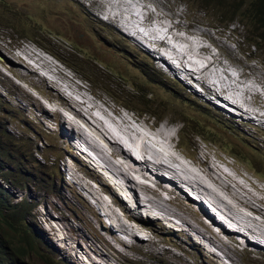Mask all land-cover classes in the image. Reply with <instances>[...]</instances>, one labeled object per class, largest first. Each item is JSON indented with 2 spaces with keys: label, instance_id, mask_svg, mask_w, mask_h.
Returning a JSON list of instances; mask_svg holds the SVG:
<instances>
[{
  "label": "rangeland",
  "instance_id": "1",
  "mask_svg": "<svg viewBox=\"0 0 264 264\" xmlns=\"http://www.w3.org/2000/svg\"><path fill=\"white\" fill-rule=\"evenodd\" d=\"M140 3L139 7L138 4V6L134 2L130 4L127 0L120 2L117 0H0V48L8 53L9 50L15 49L14 45L19 46L21 39L31 41L45 53L50 50L54 54L51 56L57 65L83 84V86H78L80 88L77 91L63 85L61 86L64 90L61 86L58 87L54 81L57 79L54 75L57 76L58 72H54L53 67H51V71L47 70L48 60L55 62L44 56L31 44H28L23 50L19 48L17 51H10L13 59H18L22 55L26 61L34 63L44 73H47L48 77L46 78L54 82L47 84L44 82L45 79H38L43 85L41 89L47 95V101L43 95L28 84V81L18 79L13 72L11 74L6 72L8 77L5 81H0V93L8 96L11 103L17 108L8 110L0 106V120L5 123L4 126H0V131L9 129L14 133L22 134L21 140L12 147L14 152L27 142L26 137L30 135L29 130L35 133V140H40L41 145L48 146L44 152L51 158L50 162L54 161V164H48V171L52 177L51 183L55 185L54 191H56L58 177L55 172L56 169L60 171L61 164L56 161L58 153L52 143L59 138V132L56 130L54 121L50 127L44 128L48 137H44L37 126L30 128L21 125L24 115L38 120L37 117L40 114L37 109H32L30 104L33 103L29 100L28 95L34 99L39 108L50 116L46 118V122L49 119L59 122V114L70 115V110H67L68 106L75 107L79 111L82 110L84 120L78 119V123L85 126V134H89L86 124L97 128V123L92 122L95 121L94 119H99L103 124L100 127L101 131L104 130L103 128L109 127L132 130L136 127L131 125L130 119H132L135 122H140L139 126L144 129H146L144 125H152L156 126V130L164 128L165 132L170 133L171 129L163 125L166 122L172 128L173 143L177 141L174 137V134L177 133L179 142L176 148H180L178 149L180 154H192L195 158H206L204 162L199 163V172H202L204 164L208 161H211L212 166H218L209 158L210 156L233 163L237 175L233 174L234 176H232L225 169L221 171L228 172L240 182L249 178L248 181L254 188L247 191L255 194L261 201L264 200V190L258 189V187L264 189L263 44L259 42L260 49L251 46L247 37L251 27L250 29L247 26L244 27L243 24L237 22V19L229 22L230 13L221 10V8L215 9L209 6V9L203 8L201 3L206 2L202 0H141ZM107 13H112L114 18H109ZM105 17L110 20H106ZM120 30H124L126 34ZM131 33L137 37V41H132L133 39L129 38L127 34ZM20 36L22 37L20 38ZM144 36L146 38H143ZM145 39L158 40V42L166 41L170 47L164 46V42L156 46V49L160 55L161 52L167 55L168 61L178 69V72L171 73L167 70L166 65L158 60V55L145 51L144 46L151 48L150 44L144 41ZM138 43H143L144 46L138 45ZM139 52L145 53L148 57L145 67L155 69L156 72L151 74L155 75L156 79L148 73L143 74L140 70V67L144 68L142 65L144 62L138 56ZM47 54L50 55V53ZM55 55L60 56L65 63ZM142 58L145 59L143 56ZM20 62L27 65V62L25 63L23 60ZM29 66H25V69L33 68L31 65ZM33 73L36 75L37 69ZM38 74L41 75V73ZM36 77L39 76L36 75ZM57 77L59 80L62 79L59 75ZM69 82L73 86L77 85L71 79ZM81 89L87 93L84 95ZM88 92L106 102L104 104L115 114V117L97 107L93 99L90 102L92 106L89 113L85 111L87 108L83 105L78 106V101L89 100ZM186 93H188L187 96ZM120 105L133 113L121 112L118 109ZM93 110L97 112L98 116L93 115ZM52 114L55 117H52ZM107 115L112 118H108ZM147 117L150 122L152 121L151 123L144 121ZM42 119L45 120L44 117ZM51 129L53 133L49 134ZM62 129V133L66 137H71L66 124L62 125ZM75 130L76 132L83 131L81 128ZM43 139L46 144L42 142ZM63 148L66 149L65 146ZM95 153L102 162V169L106 173H113V170L108 167L111 159L105 146L98 147V151ZM208 155L209 157H206ZM36 156L39 157L38 154ZM75 166L78 165L75 164ZM217 168L219 169V166ZM198 171L194 170V172ZM17 178L19 179V177ZM24 187H26L25 184ZM34 188L31 187L30 190ZM181 190L178 187L175 193L171 194V196H175V199L169 208L172 211H175L173 210L175 208L181 210L179 213L175 212L195 224L190 217L192 216L191 212L184 211L182 206L181 208L178 206V200L183 197V190ZM16 193L18 197V191ZM129 194H132L136 205L135 193L130 191ZM38 195L41 198L40 203L44 206L41 209L50 212V215L43 213L41 216V219L48 220V223L44 221L47 227H52L61 236L74 237L67 221L59 220V211L48 203L45 194L39 193ZM247 197L250 196L247 194ZM189 198L194 200L192 195ZM77 200L78 202L73 200L74 208L79 215H87L90 209L88 207L83 209L79 203L80 199L77 198ZM249 200L251 201V199ZM163 201L161 198L160 202L165 204ZM254 201L256 200L252 199V202ZM56 204L61 205L60 201H56ZM100 206L99 204V211L103 212V206ZM204 206L210 208L205 203ZM63 212L68 219L74 220L73 213L65 209ZM27 218H31V215ZM168 218H170L167 221L169 224L177 221L182 223L178 217L168 216ZM207 221L209 220L207 219ZM150 223L151 220L146 219L144 224ZM181 223L180 225L183 226ZM36 224L40 235L44 236L40 225L37 222ZM83 226L85 227L84 224ZM154 229L158 230L156 236L158 233L162 234L159 229ZM214 230L221 231L217 226H214ZM86 231L88 232V230ZM117 233L122 237L123 234L119 229H117ZM188 233L195 237V241H201L203 247L212 249V251L219 250L217 249L220 248L218 244H213V247L209 241L199 239L195 232L189 231ZM150 234L153 233L150 231L146 238H151ZM99 236L109 246L101 232H99ZM249 236L251 239H256L251 233ZM235 238L238 243L236 248L233 246V249L236 250L234 254L237 255V261L233 259L232 252L228 253L229 258L227 259L224 257L226 255L223 256L220 251L225 261L233 264H264L263 248L254 245L253 242L245 241V236L241 233H237ZM155 240L160 243L161 248L169 249L164 246V240L160 237ZM250 244L260 249L259 251L254 249L245 251L247 256L245 259L239 250L243 245L251 246ZM228 251L230 250L227 249ZM254 251L255 253L250 255ZM203 255L204 257L210 256L212 261L216 260L207 252ZM83 256L86 259L87 256L89 257L87 254H83ZM107 256L112 259L108 253L100 252L102 261L105 262ZM196 258L197 256H191L189 260H196ZM157 259L161 258L155 259L145 255L144 263L159 264ZM217 262L221 264L219 260ZM106 263L108 262L106 261Z\"/></svg>",
  "mask_w": 264,
  "mask_h": 264
},
{
  "label": "bare ground",
  "instance_id": "2",
  "mask_svg": "<svg viewBox=\"0 0 264 264\" xmlns=\"http://www.w3.org/2000/svg\"><path fill=\"white\" fill-rule=\"evenodd\" d=\"M117 1L120 2L122 0H117ZM127 1L130 4H133L134 2L136 3V6L139 5L140 7L141 0H127ZM111 14L107 13V16L113 19L114 16L112 17ZM105 18L106 20H110L107 17ZM122 29L125 28L122 27ZM120 31L126 34L124 30H120ZM127 35L131 40L133 39L132 41L134 40L137 41V37L134 34L132 35L131 33ZM143 38L146 37L144 36ZM144 41L150 44L151 48L149 49H151L153 52H156L158 54V60L166 65L168 71H170L173 74L178 72V69L168 61L169 58L167 57V55L163 54V52H161L160 55L159 51L156 49V46H159L164 42H165V44H163L164 46H167V48L170 47L166 41L161 40L160 42H158V40H153V39H145ZM20 43L18 44L19 46L17 47V50L19 48L20 50H23L24 47L30 44L24 42L22 39ZM138 45L144 46L143 43L142 44L138 43ZM17 50L16 49L9 50V52L6 53L0 48V55L3 57L5 62L9 64V68L13 73L28 80L31 85L39 89H41V87L43 88V85H41L39 80L45 79L44 82L47 84L53 81L49 78H46L48 77L47 73H44L41 70V68H38L34 63L26 61V59L22 55H20V58L17 57L18 59H13V57L10 55V51H17ZM40 59L43 60V58ZM20 60L25 61V63L27 62V65L21 63ZM44 62L45 63L49 62L48 63L49 66L47 67L48 72L51 71V67H53L54 72H58V75L62 77V79L59 77L60 78L59 80L57 77L58 75L57 76L54 75V77L57 78L54 81L58 84V87L63 85L68 88H74V90L77 91L80 88L78 86H83L82 82L76 80L74 77L69 75L65 70L63 71V69L60 68L57 65V63H53L49 60L48 62L46 61ZM29 65H31L35 69L29 68V70H26L25 66L28 67ZM56 65L57 68L55 67ZM36 69H37L36 75L39 76L38 78L33 73L34 71H36ZM149 69H153V67ZM38 73H41V75ZM2 76L4 75L2 73V70L0 69V78ZM68 78L76 82L77 85L75 84L73 86L69 82ZM61 88L64 90L62 86ZM81 92L84 95L85 93H87L85 92L84 89H81ZM28 96L31 103H33L35 109H38V105H36L34 99L30 95ZM88 99L89 100L78 101L79 102L77 103L78 106L83 105L84 107L87 108L85 111L89 113L90 108L92 106L90 102L91 99H93L97 107L103 109L107 114H110L111 116L115 117V114L111 112L104 104L106 102L101 101L99 97H96L95 95L88 92ZM112 106L114 105L112 104ZM118 109H120L121 112L123 113L130 114L129 112H125L126 109L122 110L121 107H119ZM67 110L68 111L70 110V115L62 116L59 114L60 120L59 122L57 121V123L59 125L66 124V127L70 131L69 136H73V135L76 136V142L73 144V148H78L80 143H84L87 149H89L94 154V157L88 155L87 159L89 163L94 165V168L97 171H103L101 167L102 162L100 161L99 156L95 153L98 151V147L105 146L108 156L111 159V163L108 166L111 170H113L112 171L113 173H111L112 176L110 177V181L118 191L122 192V195H118L115 197L109 196L111 200H107L102 196L103 189H100L99 185L105 182L106 180L103 177H101L99 174L94 175L95 182L98 184V185L93 184L94 187L91 185L87 177L78 176L76 172L73 170H71V174H73V176L77 178L78 184L83 186V189L96 199L97 203L101 205L100 207L103 206L102 209L103 212L99 216V220L101 222L108 220L111 224H114V226L117 227V229H119L123 235H126L129 238L128 241L122 240L123 235L122 237H120L117 232L113 231L111 225H108L109 229L113 231V234L111 235L112 239L117 240L125 247H135L140 251H143V249L145 248L148 252H152L155 256L161 258L163 261H167L175 264L179 262H185V259L180 254H177L169 249L161 248L160 243L154 238H152V236L151 238L149 237L145 238L148 235H145V237L139 235L138 233L141 231V229L138 226L128 224L130 217H132L134 214L129 217V214L120 213L118 211V210L128 211L129 204L127 203L126 197L130 191H133L135 193L134 196L136 197L135 210L137 213L150 212L155 216L159 215L166 223H168L167 221L170 220L168 216L178 217L179 220L182 221V223L181 222L180 223L184 226L183 231L186 234H189L188 232L192 231L196 233L199 239L207 240L210 243H212V245L215 243L218 244L220 248L217 249H219V251L223 253V256L224 254L227 256V257L224 256L225 258H229L228 253L236 251L234 249L236 248L238 243L235 238V235L237 233L243 234L246 239L245 241L253 242L254 245H257L264 249V243H262L264 242V220L262 219L257 220L255 217L247 213L250 211L264 217V207L259 205V204L264 205V200L261 201V199L257 198L255 194H252L251 192L247 191V190H251L250 188L252 189L254 188V186H252V183L248 181L249 178L248 179L245 178L244 180L242 177L244 182H240L236 180L234 177H232L234 176L233 174H231L232 175L231 176L228 174V172L227 173L223 172L224 170L221 171L222 169H224L223 167L219 166L220 163L223 162L222 160L214 159L211 156L209 157V155L206 157H209L212 159L213 162H216L219 166V169L217 168L218 166L217 167L212 166L211 161H208V163L206 164L203 163L205 167L203 168L202 172L198 171L200 168L196 169L198 172H194L195 170L194 168H190L191 169L190 170L187 167H185V165L181 162L178 153L176 152V146L173 143L172 128L166 122H164L163 125L171 129L170 133L165 132L163 130L164 128L156 130V126H152V125H148V126L144 125L146 128L144 129V127L139 126L140 122H135L132 119H130V121L132 122L131 125L136 126L132 130L118 129V128L111 129V127H109V128H103L104 130L101 131L100 127L101 125L103 126V124L100 122L99 119H94L95 121L92 122L94 124L97 123V128L90 127L88 124L85 123L86 126L89 128V134H85V128H84L85 126H81L78 123V119L84 120L83 111L82 110L79 111L75 107L72 108L69 106ZM93 115L98 116L95 110H93ZM110 115H107V117L112 118ZM37 119H38L37 122L39 124H42V120H40L39 117H37ZM144 121H147L148 123L152 122V121L150 122L148 117ZM154 124L156 125V123ZM76 128H81L83 129V131L76 132L75 130ZM62 134L63 136H66L64 133ZM205 159H206L205 157L197 158L199 163L204 162ZM225 162L228 163V161ZM184 168L190 171L185 170ZM167 174L169 175V177L175 180V190L173 191V193H175L178 187H180L183 190L182 193L183 197H181V199L178 200L179 202L178 206L180 208L182 206L184 211L189 210V212H191L192 216L190 217L193 219L195 224H192L188 218H184L182 217L181 214H178L181 210L177 208L173 209L176 212H178L176 213L175 211H172L170 208H168L166 204L160 202L161 195L159 194V192L151 188L147 183H145L146 181H149L158 186L157 178L160 177L166 178ZM252 182L253 184H255L254 181ZM73 183L74 185H77V183L74 180ZM258 189L264 190L263 188L260 187H258ZM189 193L190 195H192V197H194V200L189 198L190 197ZM247 194L250 197H247ZM249 199H251V201ZM252 199H255L256 201L252 202ZM204 203L205 205L207 204L211 208V210L210 208L208 209V207L206 208V206H204ZM136 219L137 220L135 221H140L138 219V216L136 217ZM207 219L209 221H207ZM33 224H35V227L37 226L36 220H33ZM214 226L220 227L221 231L216 232L214 230ZM36 229L37 232L40 234L38 228ZM250 233L253 234V236L256 239H251L249 236ZM144 238L145 240H143ZM63 240H66L65 237H63ZM197 242L202 245L201 241L197 240ZM233 246H235L234 249ZM242 247L243 250L245 251L251 250V249H246V245H243ZM252 247L256 248L255 246ZM227 249L230 251L227 252ZM259 249L260 248L257 247L254 250L259 251ZM255 251L251 252L250 255L255 253ZM205 252H207V254H211L216 259H219L221 264H226L221 253L212 251V249L210 250V252L206 250ZM106 261L108 262L107 264H111L113 260L107 256L105 263Z\"/></svg>",
  "mask_w": 264,
  "mask_h": 264
},
{
  "label": "clouds",
  "instance_id": "3",
  "mask_svg": "<svg viewBox=\"0 0 264 264\" xmlns=\"http://www.w3.org/2000/svg\"><path fill=\"white\" fill-rule=\"evenodd\" d=\"M21 37L22 36H20V38ZM23 41L30 43L43 55L57 63L53 59V56H51L54 54L50 52V50L46 49L47 52L45 53L41 48H37V46L31 41ZM13 48L17 50L15 45ZM143 49L147 52L150 51L151 54L158 55L146 46ZM47 53H50V55ZM141 53L142 52H139L141 56L148 60L145 53ZM55 56L59 58L60 61L64 62L60 56ZM0 69L4 75L0 78V81H5V79H7L6 77H8L6 72L11 74L12 71L9 68V64L5 62L1 55ZM15 76L22 81H28L17 74H15ZM28 84L35 88L47 100V96L42 89L31 85L30 82ZM187 95L188 93H186V96ZM30 105L32 106V109H35L33 104ZM0 106L8 110H14L13 108H17L11 103L9 97L3 95L2 93H0ZM120 107L122 110L126 109L125 112L133 113L131 110H127V108L122 106ZM37 110L40 111L38 117L42 120V124H39L37 120L24 115L25 117H23L21 125L30 128H32V126H37V128L40 129L41 134L44 137H48V134L44 132V128L50 127L51 124H54L55 122L56 130L59 132V138L52 143V146L57 149L58 154L56 156V161L61 164L59 166L60 171L56 169L55 172L58 177V180H56L58 189L54 191L55 185L54 183H51L52 177L49 175L48 171V164H54V161L50 162L51 158H49L47 153L44 152L48 146L41 145L40 140H35V133L32 130H29L28 132L30 135H27L26 137L27 142L14 152L12 147L21 140L22 134L14 133L9 129L1 130L0 189L2 194L0 200L3 203H8L12 209V212L8 215V218L12 219V221L10 223L0 221V264H107L99 257L101 251L108 253L109 256H111L113 260L112 264H145V255L151 256L155 259L158 258L154 254L148 252L145 248L143 251H140L135 247H125L117 240L112 239L111 234L113 231L117 232V227H115L114 224H111L108 220H105L106 222H101L99 220V216L102 214V211H99V204L94 197L90 196L88 192L83 189V186L78 184V180L73 176V174H71V170L75 171L78 176L87 177L93 187V184L98 185L95 182L94 175L99 174L103 177L106 181L101 183L99 187L100 189H103L102 196L107 200H111L109 196L115 197L122 195V192L118 191L111 183L110 177L112 175L110 173H106L104 170L97 171L94 168V165L88 162L87 156L90 155L94 157V154L87 149L84 143H80L78 148H73V144L76 142V136H63L62 125H59L54 119H49V121L46 122V118L50 116H48L39 107ZM53 115L54 114H52V117H55ZM42 117H44L45 120H43ZM0 122V126H4V121L0 120ZM48 133L52 134L53 130L51 129ZM174 135L177 139L174 144L177 147L179 139L177 138V133ZM195 135L199 134L196 133ZM42 142L46 144L44 139ZM63 146H65L66 149H64ZM176 152L185 167L194 169L199 168V162L194 155L180 154L177 148ZM36 154H38L39 157H37ZM226 160H228V158H226ZM222 161L223 162H221L219 166L223 167L231 174L236 175L233 163H227L224 160ZM75 164L78 166H75ZM17 177H19V179ZM73 180L77 183V185H74ZM29 181H31V183H29ZM145 183L159 192L161 198L164 200L163 202L168 206V208L172 206L175 199V196H171L175 190V180L173 178L169 177L168 174L166 178H157L158 186L149 181H146ZM24 184L26 187H24ZM31 187L35 188L30 190ZM16 191H18V197L16 195ZM39 193H44L48 203H50L54 209L59 211V220L67 221L70 231L73 233L74 237H65L66 240H63L64 236H61L52 227H47L44 221H47L48 223V220L41 219V216L43 213L45 215H50V212L48 210L46 211V209L44 212L41 209L44 206L40 203L41 198L38 195ZM128 195L127 203H129V210L118 211L120 213L129 214V217L134 214L130 217L129 223H127L138 226L141 229L138 233L139 235L145 237V235L151 231L153 233L150 234L151 236H154L155 239L160 237L164 240L163 244L165 247L177 254H180L185 259V262H179L177 264H219L217 262L219 259L212 261L210 256L208 258L204 257L203 254L205 253V250L209 252L210 250L195 241V237L192 234H186L183 231L184 227L181 226L178 221L173 224H168L163 221L159 215L154 216V214L150 212L137 213L135 210L134 199L129 193ZM77 198L80 199L79 203L83 209H85V207L90 209L89 212L85 210L87 215H79L77 210L74 208L75 202L73 200L78 202ZM56 201H60L61 205L58 206ZM259 205L264 207L263 204ZM21 207L23 208L22 212L18 214L13 212L14 209ZM63 209L73 213L75 217L74 220L68 219V217L64 214ZM249 214L257 220H264V217L257 213ZM29 215H31V218H27ZM137 216L140 221H135L137 220ZM146 219H150L151 223L144 224ZM33 220H36L38 225H40V230L44 233V236L37 232V227L33 224ZM108 225H111L113 231L109 229ZM153 227L159 229L162 234L159 235L158 233V236H156L158 230H155ZM86 230H88V232ZM99 232L103 234L109 246L101 239ZM237 238L239 239V237ZM122 240L128 241L129 238L123 235ZM256 248L246 246V249ZM215 251H217V253H221L219 250ZM239 252L242 253L245 259H247L243 247H240ZM83 254L89 255V257L87 256L86 259ZM232 254L233 259L237 261L236 253L234 254V252H232ZM191 256H197L196 260H189ZM157 260L159 261V264H175L161 259ZM225 263L233 264L232 262L227 261H225Z\"/></svg>",
  "mask_w": 264,
  "mask_h": 264
},
{
  "label": "trees",
  "instance_id": "4",
  "mask_svg": "<svg viewBox=\"0 0 264 264\" xmlns=\"http://www.w3.org/2000/svg\"><path fill=\"white\" fill-rule=\"evenodd\" d=\"M206 3H201L203 8L209 9L215 8L224 10L225 12L230 13L229 22L234 19H237V22L243 24L244 27H251L248 40L249 44L257 49H260L259 42L264 46V0H202ZM209 6V7H208ZM257 40V41H256ZM140 59L144 62L142 63L143 67H140L144 73H148L150 76L156 79L155 75H152V72H155L153 69H147L146 63L147 60L143 59L142 56L138 53ZM155 74V73H154ZM2 191L0 189V199ZM23 208L14 209L13 212L20 213ZM12 212L8 203H3L0 200V221L5 223H10L12 219L8 218V215Z\"/></svg>",
  "mask_w": 264,
  "mask_h": 264
}]
</instances>
